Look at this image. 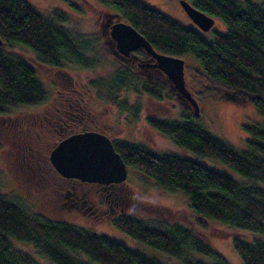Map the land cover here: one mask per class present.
Listing matches in <instances>:
<instances>
[{
  "label": "trees",
  "instance_id": "obj_1",
  "mask_svg": "<svg viewBox=\"0 0 264 264\" xmlns=\"http://www.w3.org/2000/svg\"><path fill=\"white\" fill-rule=\"evenodd\" d=\"M62 1L73 5L71 0ZM98 1L133 26L156 51L191 57L196 72L190 73L203 86L258 94L252 102L264 116V0H187L224 23L225 29L214 31L209 39L142 0ZM67 19V13L58 7L42 14L26 0H0L1 112L47 99L31 62L6 48L21 45L44 66H96L93 43L66 27ZM90 83L108 102H115L114 94L120 90L144 91L158 100L172 96L169 90L137 81L125 68L112 69ZM190 113L182 112L178 120L148 116L146 122L184 151L226 164L235 176L207 167L187 154L158 155L143 145L118 140L113 142L114 149L126 168L134 166L166 191H180L200 225H204L201 218H208L256 234L251 239L232 235V246L244 264H264V121L242 123L249 138L246 148L237 150L210 134ZM112 224L145 247L175 257L179 264H229L210 242L182 225L132 216H122ZM16 243L30 246L52 264H164L104 234L66 221L46 220L0 194V264H36ZM193 254H203L211 262Z\"/></svg>",
  "mask_w": 264,
  "mask_h": 264
},
{
  "label": "rangeland",
  "instance_id": "obj_2",
  "mask_svg": "<svg viewBox=\"0 0 264 264\" xmlns=\"http://www.w3.org/2000/svg\"><path fill=\"white\" fill-rule=\"evenodd\" d=\"M26 1L36 6L42 14L49 13V10L54 7L63 9L68 15L64 25L80 32L93 43V49L97 54L95 57L98 60L96 66L86 68L78 64H65L61 67V71H65L73 78L86 83L84 98L87 102L89 101L90 105L98 108L106 123L112 124L111 138L143 145L158 155L187 154L207 167L236 175L232 168L220 161L209 157H198L184 151L175 145L169 137L157 133L147 124L146 119L148 116L178 120L182 112L190 113L188 108L185 109L175 99L173 93L171 97H165L157 103L151 102L145 94H137L126 90H120L114 94L115 102L102 100L97 95L96 90L90 83L91 80L99 76H106L109 71L116 68L112 57L104 50L106 45L104 43L102 45V42H100L102 36L99 32V18L103 12L110 10L108 6L98 0H71L74 6L62 0ZM142 1L163 11L180 23L192 27L206 39H209L215 30L223 31L225 29L224 23L218 18H214L216 23L210 30H200L184 13L179 0ZM6 50L16 51L31 62L46 89L47 99L38 106H17L7 112L0 111V194L15 202L22 203L30 213H35L46 220L66 221L87 230L104 234L131 249H141L164 264H179L175 257L145 247V245L127 236L114 224L104 221V215L103 221H101L89 218L83 213L74 212L75 210L67 211L60 201L55 202L56 200L52 197V190L49 187H43L44 183L42 181H37L35 173L30 170L22 159L20 152L22 154L26 153L17 139L22 132L20 129L30 131L35 124L31 120L36 117L39 118L43 110L47 109L57 99L54 89L65 86L66 79L64 81L60 76L57 79L56 76L58 75L55 73L57 68L38 64L34 53L21 45H13L6 48ZM183 58L186 65L185 79L199 104V115L196 117L198 123L210 134L220 137L235 149H245L249 135L242 130V123L263 122L264 116L255 110L252 100L247 97L236 96V99H229L225 94L228 91L227 89L216 90L203 86L201 81L190 73L196 72L194 69L196 63L191 57ZM124 104L126 106H121ZM190 114L192 115V113ZM26 134L28 136L32 135L28 132ZM47 135L46 139L36 141V145L43 150L48 148L47 151H49L51 148L50 143L54 140L53 132H49ZM125 182L130 186V192H133V195H136L141 202L142 207L139 208L137 218L161 220L166 223L182 225L193 233L199 234L205 241L210 242L226 258L229 264H244L232 246L231 236L238 235L243 239H251L256 234L226 227L208 218H201L204 225H200L197 220L198 217L191 210L186 197L180 191L169 192L162 189L151 178L145 176L144 173L132 165L127 166ZM50 187L52 188L51 185ZM15 245L18 249L28 252L35 259L36 264H52L49 260L36 255L30 246L22 243H16ZM193 257L205 263L211 262V259L203 254L198 256L193 254Z\"/></svg>",
  "mask_w": 264,
  "mask_h": 264
},
{
  "label": "flooded vegetation",
  "instance_id": "obj_3",
  "mask_svg": "<svg viewBox=\"0 0 264 264\" xmlns=\"http://www.w3.org/2000/svg\"><path fill=\"white\" fill-rule=\"evenodd\" d=\"M103 13L117 14L113 10ZM119 18L123 20L120 16ZM100 42H102V39H100ZM104 50L112 57L116 69H128L130 76L137 81L139 80V82L141 81L143 84L151 85L155 88H162L165 92L169 90L165 75L160 70L145 65L149 54L144 49L132 50L131 56L126 60L115 58L108 51L107 46L104 47ZM149 63L147 62V64ZM47 67L54 68L51 66ZM55 73L58 75L56 76L57 79L59 76L64 81L66 79V85L54 89L57 99L47 109L43 110L39 118L36 117L31 120L35 124L30 131L20 129L24 133L22 134L21 132L17 140L22 149H25L26 154L20 152L24 163L26 162L30 170L35 173L37 181L44 183L43 187H49L52 190V197L56 200L55 202L60 201L67 211L75 210L74 212H80L89 218L101 221H103L104 215V221L109 223L122 216L138 217L139 208L142 207L141 202L136 195H133V192H130L131 188L125 181L110 183L88 182L76 177L63 176L51 164L49 160L50 150L59 140L70 134L93 130L106 135L112 144L116 141V139L111 138L113 132L112 124L106 123L98 108L96 106L93 107L89 101L85 100L84 88L87 86L86 83L73 78L65 71H61V68L55 69ZM140 90L142 89L140 88ZM141 93L145 94L144 91L138 92V94ZM148 99L156 103L162 100L150 97ZM41 104L43 103L31 106ZM188 110L192 112L190 109ZM27 132L28 134L32 133V135L28 136ZM49 132H53L54 140L50 143L51 148L47 151L48 148L43 150L40 146H37L36 141L46 139ZM62 198L64 199L61 200Z\"/></svg>",
  "mask_w": 264,
  "mask_h": 264
},
{
  "label": "water",
  "instance_id": "obj_4",
  "mask_svg": "<svg viewBox=\"0 0 264 264\" xmlns=\"http://www.w3.org/2000/svg\"><path fill=\"white\" fill-rule=\"evenodd\" d=\"M179 4L200 30L207 31L214 24L212 16L196 9L187 0H179ZM98 24L102 42L115 58L126 60L132 50L144 49L149 54L147 62H150L145 65L160 70L175 99L184 108L190 109L193 117H198L199 104L185 79L186 65L182 56L156 51L141 33L120 20L117 14L103 13ZM227 90L225 94L229 99H236V96L251 100L260 97L245 90ZM49 160L63 176L98 183L123 182L126 179V163L114 149L111 140L93 130L73 133L59 140L50 150Z\"/></svg>",
  "mask_w": 264,
  "mask_h": 264
}]
</instances>
